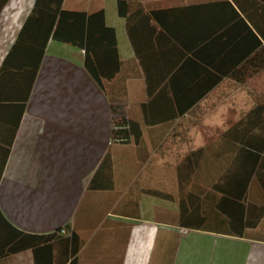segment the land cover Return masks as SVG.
<instances>
[{
	"label": "crops",
	"instance_id": "obj_1",
	"mask_svg": "<svg viewBox=\"0 0 264 264\" xmlns=\"http://www.w3.org/2000/svg\"><path fill=\"white\" fill-rule=\"evenodd\" d=\"M123 1L64 0L104 10L120 67L101 87L84 49L49 40L0 178V222L75 230L78 264H264V150L248 146L261 142L264 68L233 75L254 69L260 1ZM34 2L0 12V66ZM113 113L133 123L132 142L111 144ZM0 264L36 261L29 249Z\"/></svg>",
	"mask_w": 264,
	"mask_h": 264
},
{
	"label": "trees",
	"instance_id": "obj_2",
	"mask_svg": "<svg viewBox=\"0 0 264 264\" xmlns=\"http://www.w3.org/2000/svg\"><path fill=\"white\" fill-rule=\"evenodd\" d=\"M8 1L0 0V12ZM259 1L263 12L264 0ZM63 4L64 0H35L30 15L0 66V178L50 39L84 49L86 69L101 87L103 79L114 78L119 70L116 31L107 25L104 10L94 12L72 10L64 8ZM123 4L125 7L126 2L119 0L120 12ZM260 30L261 39L255 35L256 41L260 44L259 51L253 56L246 57V64L251 67L254 64V69L250 70L245 66L233 73L240 81L264 68V29ZM254 112L262 117L260 134H253L261 138V142L248 143V146L255 150L250 152L255 155L256 151L264 150V100ZM113 114L112 142L114 144L132 142L135 130L133 123L125 117L117 118V113ZM254 168L245 175L243 181L245 191ZM232 179L235 180V175H232ZM222 190L228 194H236ZM245 191L241 194H246ZM263 213L264 207L261 208L260 214ZM0 217H3L1 212ZM65 228L60 227L48 234H34L14 227L4 218L0 224V258L31 249L36 264H78L80 236L75 230L69 235H63L62 231Z\"/></svg>",
	"mask_w": 264,
	"mask_h": 264
},
{
	"label": "rangeland",
	"instance_id": "obj_3",
	"mask_svg": "<svg viewBox=\"0 0 264 264\" xmlns=\"http://www.w3.org/2000/svg\"><path fill=\"white\" fill-rule=\"evenodd\" d=\"M105 199H107V198H105ZM107 203H108L107 200H102L101 204H99V205L95 206L94 208H92V210L95 212L94 214H96V216H97V213L99 212L98 213L99 215L97 216V218L99 216L101 218L107 217V210H108Z\"/></svg>",
	"mask_w": 264,
	"mask_h": 264
},
{
	"label": "built area",
	"instance_id": "obj_4",
	"mask_svg": "<svg viewBox=\"0 0 264 264\" xmlns=\"http://www.w3.org/2000/svg\"><path fill=\"white\" fill-rule=\"evenodd\" d=\"M111 144H114L113 142H112V140H111ZM185 231V230H184Z\"/></svg>",
	"mask_w": 264,
	"mask_h": 264
}]
</instances>
